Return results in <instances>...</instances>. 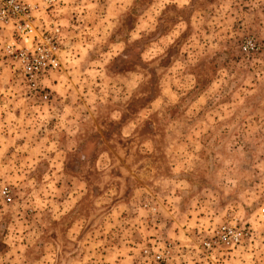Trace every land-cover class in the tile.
<instances>
[{
	"label": "clouds",
	"instance_id": "clouds-1",
	"mask_svg": "<svg viewBox=\"0 0 264 264\" xmlns=\"http://www.w3.org/2000/svg\"><path fill=\"white\" fill-rule=\"evenodd\" d=\"M0 264H264V0H0Z\"/></svg>",
	"mask_w": 264,
	"mask_h": 264
}]
</instances>
